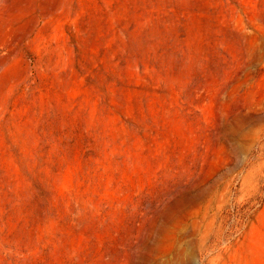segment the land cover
I'll return each instance as SVG.
<instances>
[{
    "label": "rangeland",
    "instance_id": "374dc122",
    "mask_svg": "<svg viewBox=\"0 0 264 264\" xmlns=\"http://www.w3.org/2000/svg\"><path fill=\"white\" fill-rule=\"evenodd\" d=\"M0 264H264V0H0Z\"/></svg>",
    "mask_w": 264,
    "mask_h": 264
}]
</instances>
